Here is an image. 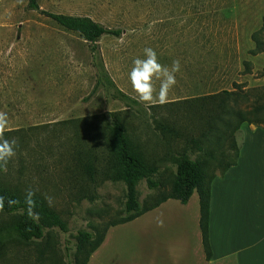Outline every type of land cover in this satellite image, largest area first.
Returning a JSON list of instances; mask_svg holds the SVG:
<instances>
[{"label":"rangeland","instance_id":"1","mask_svg":"<svg viewBox=\"0 0 264 264\" xmlns=\"http://www.w3.org/2000/svg\"><path fill=\"white\" fill-rule=\"evenodd\" d=\"M38 2L43 11L89 16L123 30L121 37L104 35L99 47L116 84L133 98L129 73L145 48H153L162 65L171 67L178 59L181 67L163 105L145 106L138 99L140 105H130L113 90L92 94L97 69L89 42L30 9L29 0H0V111L9 118L5 138L17 140L16 155L0 180L23 194H43L68 223L66 233L52 231L54 247L42 252L17 236L13 225L19 214L0 210V264H66L72 258L66 245L75 248L80 229L103 228L120 217L125 182H91L81 168L84 151L96 144L97 127H112L120 119L133 143L158 165L151 178L159 187L150 188L146 178L136 186L140 200L152 202L170 192L179 157L204 155L192 138L205 129L208 111L196 99L227 89L238 93L232 108L252 112L264 106V51L254 40L264 24V0ZM168 115L172 139L165 137L167 129L156 128V119ZM249 116L264 127L263 111ZM234 135L242 142L240 129ZM234 156L230 149L226 161Z\"/></svg>","mask_w":264,"mask_h":264},{"label":"trees","instance_id":"2","mask_svg":"<svg viewBox=\"0 0 264 264\" xmlns=\"http://www.w3.org/2000/svg\"><path fill=\"white\" fill-rule=\"evenodd\" d=\"M28 6L30 9L41 11L50 16L63 27L79 32L89 42L93 62L97 69V81L92 94L98 93L100 89L113 90L118 98L128 104L140 105L137 99L124 92L116 84L105 65L99 47V42L104 35L111 34L121 37L123 34L121 28L107 27L89 16L43 11L38 0H29ZM263 33L264 24L254 34V40L260 51H264ZM237 96L236 91L224 89L195 100L203 101L200 107L208 111V114H203L207 120L205 129L200 137L192 138V142L199 151H203L204 155L196 158L188 155L179 157L170 192L161 195L152 202L141 201L136 186L140 180L146 178L150 188L159 187L160 182L151 178V175L158 171V165L150 161L144 151L133 143L124 122L120 119H115L112 127L110 125L97 127L94 133L96 144L84 151L86 159L81 168L87 175L86 178L91 182L124 181L127 186L126 202L118 219L107 223L103 228L95 226L91 230L80 229L78 231L75 248L66 245V249L69 250L68 257H72L66 264H89L90 256L101 246L110 227L132 221L170 198L187 203L195 190L198 191L200 197V227L203 244L207 257L210 258L212 256L209 241L211 185L217 177L214 171L221 168L223 174L231 165L237 163L240 147L235 141L234 134L243 123L252 122L259 127H262L261 123H263L260 118L250 117L249 114L260 115L261 111L264 112V106L254 108L252 112L232 108L230 103L232 100L237 101ZM207 107L208 109H206ZM170 118L168 115L162 120L156 119V128L167 129L171 133L165 137L172 139L174 134L171 135ZM230 149L235 150V156L228 162L226 160H228ZM3 172L0 169V175ZM0 197L3 198L1 211L20 216L13 225L19 239L26 243L37 244L42 252L54 247L52 231L68 232L67 221L50 205L43 194L39 192L23 194L20 190L6 186L0 180Z\"/></svg>","mask_w":264,"mask_h":264},{"label":"crops","instance_id":"3","mask_svg":"<svg viewBox=\"0 0 264 264\" xmlns=\"http://www.w3.org/2000/svg\"><path fill=\"white\" fill-rule=\"evenodd\" d=\"M237 163L212 181L207 257L200 197L112 226L89 264H264V128L242 124Z\"/></svg>","mask_w":264,"mask_h":264},{"label":"clouds","instance_id":"4","mask_svg":"<svg viewBox=\"0 0 264 264\" xmlns=\"http://www.w3.org/2000/svg\"><path fill=\"white\" fill-rule=\"evenodd\" d=\"M180 61L174 60L171 67H166L159 62L156 51L147 47L144 49V58H135L129 73L132 89L138 99L145 106L166 104L169 102V93L176 85V73L180 71ZM155 81H159L157 90ZM9 129L8 113L0 111V169L7 171L8 161L16 155L15 138H5ZM3 208V198L0 197V209Z\"/></svg>","mask_w":264,"mask_h":264}]
</instances>
